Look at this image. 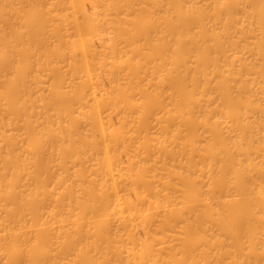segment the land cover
Listing matches in <instances>:
<instances>
[{"label": "bare ground", "instance_id": "bare-ground-1", "mask_svg": "<svg viewBox=\"0 0 264 264\" xmlns=\"http://www.w3.org/2000/svg\"><path fill=\"white\" fill-rule=\"evenodd\" d=\"M0 264H264V0H0Z\"/></svg>", "mask_w": 264, "mask_h": 264}]
</instances>
